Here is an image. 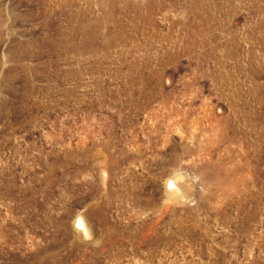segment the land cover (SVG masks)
<instances>
[{
    "label": "rangeland",
    "instance_id": "374dc122",
    "mask_svg": "<svg viewBox=\"0 0 264 264\" xmlns=\"http://www.w3.org/2000/svg\"><path fill=\"white\" fill-rule=\"evenodd\" d=\"M0 264H264V0H0Z\"/></svg>",
    "mask_w": 264,
    "mask_h": 264
},
{
    "label": "bare ground",
    "instance_id": "6f19581e",
    "mask_svg": "<svg viewBox=\"0 0 264 264\" xmlns=\"http://www.w3.org/2000/svg\"><path fill=\"white\" fill-rule=\"evenodd\" d=\"M182 189L183 188L181 187V185L178 184V182L176 180H173V179L168 180V182H167V191H168V194H169L170 197H174L175 195H176V197H177V195L179 197V195H181V193H182ZM182 196H184V195L182 194ZM84 224H85L84 220L79 218L78 221H77V226L79 228L83 229L85 231V234H86L87 230H86Z\"/></svg>",
    "mask_w": 264,
    "mask_h": 264
}]
</instances>
